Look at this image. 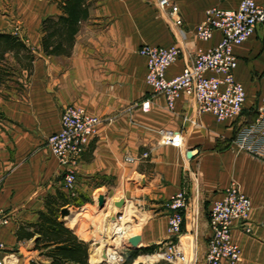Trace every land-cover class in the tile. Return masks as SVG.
I'll list each match as a JSON object with an SVG mask.
<instances>
[{"label":"crops","instance_id":"obj_1","mask_svg":"<svg viewBox=\"0 0 264 264\" xmlns=\"http://www.w3.org/2000/svg\"><path fill=\"white\" fill-rule=\"evenodd\" d=\"M62 1L0 0V33L17 36L34 57L27 65L21 63V53L9 52L1 65L6 76L0 80V209L9 223L0 226L5 246L0 258L10 253L16 264H51L52 259L41 254L45 250L35 248L38 234L17 240L16 232H34L26 224L39 220L46 197L57 191L70 196L63 186V168L45 141L59 130L61 111L74 105L98 116L101 123L75 168L80 206L71 203L60 209L97 204L100 195L105 201V195L112 196L113 205L123 200L129 209L130 201L142 223L133 233L128 225V236H138L139 249H144L166 241L167 204L175 192H190V217L183 231L188 227L194 232L199 223L201 233H207L210 202L235 182L252 205L250 233L237 225L232 230L242 252L236 264H264V164L232 144L236 133L256 119L264 96V25L233 48L234 77L246 94L244 109L235 119L217 121L199 113L186 96L168 110L163 96L153 95L145 83V58L138 49L143 44L177 46L181 54L166 73L167 79L173 78L193 62L197 51L210 50L221 40L217 31L209 41L194 36L209 7L234 10L240 0H174L184 37L156 0H84L80 9L87 15L77 24L70 54L49 56L42 49L46 31L41 24L47 17L63 15ZM145 100L150 101L147 111L140 107ZM163 133L179 136L180 145L164 143ZM127 157L133 160L127 162ZM59 221L77 240L93 244L81 223L61 215ZM143 254L147 252H137L131 263L147 264L141 259L148 255Z\"/></svg>","mask_w":264,"mask_h":264},{"label":"built area","instance_id":"obj_2","mask_svg":"<svg viewBox=\"0 0 264 264\" xmlns=\"http://www.w3.org/2000/svg\"><path fill=\"white\" fill-rule=\"evenodd\" d=\"M156 4L159 10L167 13L179 36L184 37L180 9L174 0H156ZM259 25H264V0H240L234 10L209 7L204 19L196 25L194 36L201 41H209L217 31L221 37L219 43L210 50L197 51L192 63L185 65L179 75L168 79L166 73L180 56L179 48L174 45H141L138 54L145 58V83L153 95L163 96L168 110L186 96L195 102L199 113L213 115L217 121L239 117L244 109L246 94L242 84L234 77L237 59L233 48L248 40ZM149 105L150 101L145 100L140 107L147 111ZM257 108L256 119L236 133L232 144L238 152L244 151L264 164V96ZM60 114L59 130L48 136L45 143L63 168V186L71 197L76 196L75 168L85 147L95 137L101 119L74 105H68ZM161 140L174 146L181 143L179 136L172 133H163ZM132 160L131 157L126 158L127 162ZM218 195L208 207V237L203 264H236L240 262L242 252L232 238V230L237 225L243 233H250L251 200L235 182ZM190 203L187 192L180 189L167 204V239L153 255L157 257L156 261L197 264V251L186 249L182 243L185 213ZM193 219L196 222L197 212ZM8 223L9 217L0 209V226ZM4 250L5 246L0 242V252ZM13 259L14 254L5 253L0 258V264H7Z\"/></svg>","mask_w":264,"mask_h":264},{"label":"trees","instance_id":"obj_3","mask_svg":"<svg viewBox=\"0 0 264 264\" xmlns=\"http://www.w3.org/2000/svg\"><path fill=\"white\" fill-rule=\"evenodd\" d=\"M84 0H65L61 2L63 15L47 17L42 21L41 28L46 31L41 39L42 49L45 54L52 55H69L74 44V35L78 31L77 24L80 19L84 18L87 13L80 9V4ZM13 52L21 53V63L26 62L30 65L34 57L31 49L22 43L20 39L11 33H0V80L6 76L5 70L1 67L5 61L4 54ZM76 196H68L57 191L55 195L45 198V210L39 212V220L35 223L26 224L32 227L34 232L22 231L19 228L16 232L17 240L27 239L38 234L35 241V248L51 258V264H87L89 244L77 240L73 232L64 227L59 221L60 208L67 204L80 206V201ZM155 246L141 248L131 251L127 261H131L137 252L152 253ZM31 264H35L31 262ZM160 264H167L160 262Z\"/></svg>","mask_w":264,"mask_h":264},{"label":"rangeland","instance_id":"obj_4","mask_svg":"<svg viewBox=\"0 0 264 264\" xmlns=\"http://www.w3.org/2000/svg\"><path fill=\"white\" fill-rule=\"evenodd\" d=\"M157 6V5H156ZM158 8V7H157ZM158 10V9H157ZM245 153V152H241ZM189 190H187V196H189ZM102 194V193H101ZM106 201L104 202L103 206L101 208L98 207V205L95 203H92V205H86L85 208H72L66 207L69 211V214L71 216L67 218L68 222L70 220H74V224L78 221L82 224L83 229H86V231H89L88 235L93 239V244L90 245L89 249V255L91 256L89 261V264H130L133 260L127 261L128 255H130V245H128V225L131 226L130 232H136V226H140L142 221L140 220V214L137 213V211L133 208V204L129 201L126 204L131 206V209L129 207L124 206L123 208H117L114 207L113 201L114 199L112 196H106ZM190 198V196H189ZM113 208L116 212L115 214V221L116 223L113 228L110 226L108 227V223L110 222L109 219L106 218V216L111 215L113 212ZM187 211V210H186ZM80 214H79V213ZM187 213V212H186ZM185 213V222L184 225H187L189 222V212ZM125 215L128 217V223H126V219L122 222H119V217L121 215ZM118 222V223H117ZM70 225V224H69ZM199 225V223H198ZM196 227L195 230V237L192 235V232H190V229L188 230V227L184 229V238L182 239V243L186 249L193 248L197 251V264H203V258L205 255V249H206V243H207V237L208 232H202L200 230V225ZM71 226V225H70ZM118 231L116 232V230ZM112 230V231H111ZM120 230V231H119ZM141 230V229H140ZM140 230L137 232L139 233ZM111 231V232H110ZM110 232V234H109ZM194 238V239H193ZM99 246V247H98ZM102 246H106L105 256H107L106 260L102 257ZM155 250L152 253L143 254L148 255L145 258L141 259H149L146 261L147 264H154L158 263L163 260L156 261L157 257H154L156 251L159 250L160 247H162V243L155 246ZM154 257V258H153ZM165 262V261H164ZM16 263V260L13 259L8 261L7 264H13ZM167 263V262H166ZM132 264V263H131Z\"/></svg>","mask_w":264,"mask_h":264},{"label":"water","instance_id":"obj_5","mask_svg":"<svg viewBox=\"0 0 264 264\" xmlns=\"http://www.w3.org/2000/svg\"><path fill=\"white\" fill-rule=\"evenodd\" d=\"M187 153H188L187 156L190 158L192 153H190V152H187ZM96 199H97L98 207L101 208L105 202L103 195L98 196ZM123 204H124L123 200H118V201H115L114 207L121 208L123 206ZM60 215H61L62 219L70 216L69 211L66 207L60 209ZM110 220H115V216H111ZM127 242L131 248L136 249V250H138L141 246V244H140L141 241H140V238L138 236L131 237ZM102 257L105 258L104 253L102 254Z\"/></svg>","mask_w":264,"mask_h":264},{"label":"bare ground","instance_id":"obj_6","mask_svg":"<svg viewBox=\"0 0 264 264\" xmlns=\"http://www.w3.org/2000/svg\"><path fill=\"white\" fill-rule=\"evenodd\" d=\"M123 207H124V206H122L121 208H123ZM112 212H113V213H112L111 215H109V216L107 215V216H106L107 219L110 220V217H111V216H115V215H114V214H115L114 212H116L115 209H113ZM70 216H71V214H70ZM70 216H69V217H70ZM69 217H67V218H69ZM115 218H116V217H115ZM125 218H126V216H125L124 214L121 215V216L119 217V222H122L123 220H125ZM115 223H116L115 220H110V222L108 223V227L110 226L111 228H113L112 226H114ZM117 223H118V222H117ZM111 231H112V230H111ZM111 231H110V232H111ZM117 231H118V229L116 230V232H117ZM119 231H120V230H119ZM110 232H109V234H110ZM98 247H99V246H98ZM101 249H102V251H103V253H104V257H105V258H103V259L106 260V258H107V256H105L106 246H102ZM103 253H102V254H103ZM148 257H149V256H148ZM153 258H154V257H153ZM147 260H149V259H144V261H147Z\"/></svg>","mask_w":264,"mask_h":264}]
</instances>
